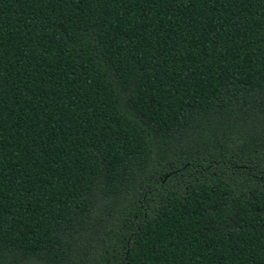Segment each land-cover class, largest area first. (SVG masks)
I'll list each match as a JSON object with an SVG mask.
<instances>
[{"label":"trees","instance_id":"obj_1","mask_svg":"<svg viewBox=\"0 0 264 264\" xmlns=\"http://www.w3.org/2000/svg\"><path fill=\"white\" fill-rule=\"evenodd\" d=\"M0 264H264V0H0Z\"/></svg>","mask_w":264,"mask_h":264}]
</instances>
